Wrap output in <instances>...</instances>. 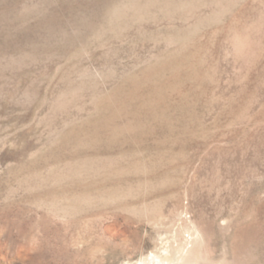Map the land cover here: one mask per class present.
Segmentation results:
<instances>
[{
  "label": "rangeland",
  "instance_id": "rangeland-1",
  "mask_svg": "<svg viewBox=\"0 0 264 264\" xmlns=\"http://www.w3.org/2000/svg\"><path fill=\"white\" fill-rule=\"evenodd\" d=\"M0 264H264V0H0Z\"/></svg>",
  "mask_w": 264,
  "mask_h": 264
}]
</instances>
